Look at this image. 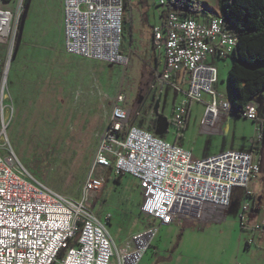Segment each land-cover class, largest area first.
<instances>
[{"label": "built area", "instance_id": "obj_1", "mask_svg": "<svg viewBox=\"0 0 264 264\" xmlns=\"http://www.w3.org/2000/svg\"><path fill=\"white\" fill-rule=\"evenodd\" d=\"M24 0H0V264H138L150 247L158 226L182 219L195 220L210 206L228 207L235 187L247 188L259 174L253 158L259 142L258 105L251 101L241 113L219 96L214 85L217 70L208 60L229 58L237 38L225 27L220 14L207 21L182 18L174 13L162 16L165 0H158L161 22L151 32L154 54L161 68L154 72L149 94L170 84L171 76L184 70L188 88L174 108L173 123L180 127L191 101L202 94L205 104L202 130H218L221 114L241 116L254 123L250 151L225 150L194 159L191 151L171 144L136 125L142 118L141 103L131 112L118 93L94 153L91 171L83 182V194L74 201L50 191L29 178L9 149V113L4 105L12 48ZM123 0H62L63 49L69 56L107 64L123 65ZM114 177L129 175L138 182L142 197L140 211L152 219L117 246L108 230L110 216L92 212L93 197L105 182L96 171ZM250 191H246L239 215L240 225L252 231L264 230V220L250 221ZM157 224V225H156ZM253 243L249 239L247 245Z\"/></svg>", "mask_w": 264, "mask_h": 264}, {"label": "rangeland", "instance_id": "obj_2", "mask_svg": "<svg viewBox=\"0 0 264 264\" xmlns=\"http://www.w3.org/2000/svg\"><path fill=\"white\" fill-rule=\"evenodd\" d=\"M123 1L122 52L126 64L67 55L63 49L62 0H31L13 43L4 101L10 119L9 149L29 178L74 201L82 198L83 182L91 171L118 93L124 95L125 106L131 112L144 101L140 126L191 151L194 159L225 150L249 152L246 138L255 136L251 122L236 116L227 120L219 134L203 131L205 104L211 100L207 94H202L200 101L190 102L183 128L173 123L175 105L184 98L186 86L181 89L171 83L159 93L148 92L154 74L150 41L160 16L158 0ZM231 64L232 58L215 63L218 95L226 100L230 97L226 77ZM162 119L167 120L166 128L158 122ZM259 135L260 147L253 157L261 158L257 160L260 174L264 126ZM95 175L104 177L105 182L93 197L92 212L100 219L110 216L106 228L118 245L153 224L140 211L142 197L135 178L124 175L116 182V177L101 170ZM246 191H250L249 186L235 187L228 207L210 206L209 212L228 218L219 226L210 224L212 218L199 225L205 214L175 222L178 225L158 226L138 264H247L252 260L264 264V254L246 251L244 243L240 253L236 250L240 230L237 217Z\"/></svg>", "mask_w": 264, "mask_h": 264}, {"label": "trees", "instance_id": "obj_3", "mask_svg": "<svg viewBox=\"0 0 264 264\" xmlns=\"http://www.w3.org/2000/svg\"><path fill=\"white\" fill-rule=\"evenodd\" d=\"M30 2L24 0L20 25ZM217 4L225 27L237 38L226 81L231 107L241 113L247 103L255 102L264 92V0H217ZM168 13L197 21L208 16L200 0H165L162 16Z\"/></svg>", "mask_w": 264, "mask_h": 264}, {"label": "crops", "instance_id": "obj_4", "mask_svg": "<svg viewBox=\"0 0 264 264\" xmlns=\"http://www.w3.org/2000/svg\"><path fill=\"white\" fill-rule=\"evenodd\" d=\"M200 1H201V4H202V7L204 8V11L208 14V16L203 18L202 22L207 21L211 16H213L214 14L219 13L217 0H200ZM160 22H161V16H159V21H158L157 25H159ZM157 25L153 26V28L156 27ZM150 46H151L150 47V49H151L150 50V54L153 56L154 61H155L154 64H153V70L155 72L157 70H160L162 62L154 54V51L152 49L151 41H150ZM208 60L215 66V68L217 70V67H216L215 63H216V61H218L220 59H218L216 57H209ZM171 83L174 84L177 88L180 87L181 89H182V86H186V90L185 91H187L188 83H187V74H186V72L184 70H180V71H177L174 74H172L170 84ZM218 83H219V78H218V70H217V82L214 85V90H215V92L217 94L219 93L217 91ZM228 100L230 101V97L228 98ZM255 103L258 105L257 125L259 126L260 131H262L263 126H264V111H263L264 110V92L260 95V97H258V99L255 101ZM143 107H144V104H143L142 108ZM230 117L231 116L225 117L223 114H221L219 116V118H218V130L215 131L214 133H216V134L221 133L224 130V128H225L226 122H228L227 120ZM236 117H241V116H236ZM140 122H141L140 120L136 121V125L140 126ZM251 124L253 125V128H255L254 123H251ZM246 139L248 140L247 143L250 145V141L253 139V137H249L248 136ZM260 141H261V139L257 143L254 151H256V149H259ZM249 149H250V146H249ZM259 159L261 160V158H259ZM259 159H257V160H259ZM254 160L256 162H259L256 159H254ZM259 176H260V180L258 178ZM248 186H249L250 191L252 192V196L249 199L250 205H251L250 213H249L250 221L252 223H254V222L258 223V222L264 220V199H262V198H264V189H263L264 188V164L261 167L260 174L256 178L252 179L249 182ZM260 187H261V190H259ZM209 209H210V207H208L203 212V214H205V217L203 218V221H201L199 225H201V223H203L204 221H207L210 218H212L210 224H213L215 226H219L220 224H223V223L227 222V220H228L227 217H225V216H223L221 214L211 213V212H209ZM237 220H238V223H239V226H240V230L238 231V233L236 235V250H237V252L240 253L241 246L244 243V248H245L246 251H248V252L252 251L253 254L255 252H256L255 254H264V230L252 231L251 229H249L247 227L243 228L240 225L239 216L237 217ZM175 224L178 225L179 223H175ZM184 226L193 227L194 224H184ZM199 228L201 229V227H199ZM109 234H110L113 242L117 246H120V245H118L115 242V240L112 237L110 232H109ZM249 239H253V243L250 244V245H247V242H248ZM252 246L256 247V251L252 250ZM247 264H258V263L252 260L250 263H247Z\"/></svg>", "mask_w": 264, "mask_h": 264}, {"label": "water", "instance_id": "obj_5", "mask_svg": "<svg viewBox=\"0 0 264 264\" xmlns=\"http://www.w3.org/2000/svg\"><path fill=\"white\" fill-rule=\"evenodd\" d=\"M157 107H158V104H157L156 107H155V113H156V114H157V111H158V110H157ZM158 122H159V124H163L165 128L167 127V120H166V119H162L161 122L158 120ZM158 137L163 138L162 136H158Z\"/></svg>", "mask_w": 264, "mask_h": 264}]
</instances>
